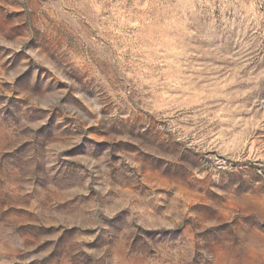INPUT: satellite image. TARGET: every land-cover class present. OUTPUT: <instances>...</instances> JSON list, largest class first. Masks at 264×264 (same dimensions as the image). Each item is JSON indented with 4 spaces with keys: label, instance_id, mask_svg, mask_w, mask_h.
I'll return each mask as SVG.
<instances>
[{
    "label": "rangeland",
    "instance_id": "1",
    "mask_svg": "<svg viewBox=\"0 0 264 264\" xmlns=\"http://www.w3.org/2000/svg\"><path fill=\"white\" fill-rule=\"evenodd\" d=\"M0 264H264V0H0Z\"/></svg>",
    "mask_w": 264,
    "mask_h": 264
}]
</instances>
